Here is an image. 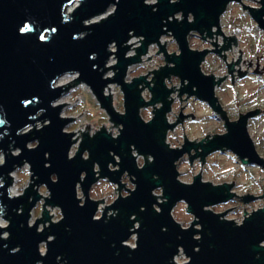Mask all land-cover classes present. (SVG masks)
I'll return each mask as SVG.
<instances>
[{"label":"water","instance_id":"1","mask_svg":"<svg viewBox=\"0 0 264 264\" xmlns=\"http://www.w3.org/2000/svg\"><path fill=\"white\" fill-rule=\"evenodd\" d=\"M145 1L0 0V155L4 154V163H0V218L9 221L7 227L0 226V264H179L175 256L180 249L188 257L183 264H264V206L250 215L245 209L243 223L237 224L225 218L233 208L223 212L211 209L236 199L235 182L214 184L199 173L187 183L180 179L178 169V162L186 155L192 164L197 158L204 164L207 156L217 151H231L242 163L264 169V157L249 132V121L264 110H250L240 113L236 120L229 119L216 93L227 76L217 78L203 71L210 54L217 53L226 61L222 50L232 48L231 41L237 46L236 36H225L221 27L229 5L241 4L264 30V0L259 1V8L248 6L244 0ZM74 3L77 5L69 13ZM112 7L113 13L94 21ZM178 13L182 20L175 17ZM167 31L174 36L179 54L168 53L167 41L161 44L160 38ZM193 32L204 39L216 37L212 42L216 49H193L189 41ZM214 33L224 37L220 49ZM132 36L144 39L139 40L141 46L133 48L137 54L126 57L136 43L126 44ZM113 43L117 45L115 52L110 50ZM152 43L160 46L157 53H164L166 65L149 71L153 72L151 81L147 74L126 82L129 65L141 62ZM239 52L235 63H227L233 83L234 65L242 60L243 52ZM113 53L118 62L106 67ZM108 70H117L114 79L104 77ZM238 72L243 77L248 70ZM66 74H78V83L92 89L114 126L121 125L116 137L104 126L93 136L90 125L85 132L79 130L82 142L72 158L69 153L79 136L74 140L76 133L65 129L75 118L62 116L63 106L69 103L55 104L72 86H55ZM172 76L180 79L181 88L167 86L166 79ZM112 82L123 90V114L115 110L112 94H104ZM145 87L152 94L149 101L142 96ZM176 90H180L181 100L188 95L206 102L222 116L227 131L200 140L185 135L181 147H171L167 142L169 130L188 116L195 118L181 110L175 123L168 122L174 100L170 97ZM148 107L154 110L146 121L141 110ZM38 121L45 122L41 128H36ZM30 127L33 129L28 130ZM33 142L37 145L30 147ZM12 150L20 152L13 155ZM134 151L144 156L142 166ZM86 152L88 158L84 157ZM25 163L31 165L33 182L23 195L12 196L11 173ZM125 174L135 186L131 190L122 181ZM103 178L119 186V195L105 206L100 218H95L99 203L105 201L92 198L91 189ZM39 185L48 188L50 197L43 198ZM78 186L85 197L83 202ZM123 187L129 190L125 196L121 195ZM159 190L161 195L155 193ZM42 198V217L30 225L31 211ZM241 198L248 204L264 195ZM180 201L194 217L188 227L173 214ZM45 205L61 208L60 222L51 223ZM109 210L115 213L108 215ZM46 222L50 225L45 228ZM41 223L43 231L38 230ZM4 232L9 233L7 238ZM134 233L137 243L131 247L126 242Z\"/></svg>","mask_w":264,"mask_h":264},{"label":"rangeland","instance_id":"2","mask_svg":"<svg viewBox=\"0 0 264 264\" xmlns=\"http://www.w3.org/2000/svg\"><path fill=\"white\" fill-rule=\"evenodd\" d=\"M246 4L248 6H259L257 2L252 0L246 1ZM221 25L223 26V31H225L227 35L235 34L240 37L239 48L235 47L224 53L227 55V62L217 53L210 54L204 64V70L207 73H216L217 75L224 77L227 76V80L217 89L216 93L227 112L228 118L236 120L240 116V113L242 114L254 109L264 110V30L259 29L251 15L238 2H232L229 5L226 13L222 16ZM191 45H193L192 47L198 48L206 44L201 40L199 41V38L195 39L193 37L191 38ZM169 47L171 49H177L175 45ZM155 49L154 51H156ZM239 50L243 52L242 61L246 62H241V71L248 70V72L245 76L239 77V72L235 70L234 74L236 75H234L233 83V77L228 73L229 68L227 63H232V61L234 62V60H238L239 55L241 54ZM163 63L164 57L161 55H155L154 58L146 62L145 65L137 67L133 72V75H140L142 72L155 69ZM237 66L238 65H234V67ZM257 71L262 75H258L256 73ZM173 80L175 85L179 86L181 84L180 80L176 77H174ZM63 81H72L71 83L69 82L72 86H70V89L66 92L65 96L62 97L64 98V101L69 103L63 106L62 116L75 118L71 123L72 126L67 128V130L77 133L79 130L85 131L86 126L90 125V133L95 132L93 129L101 128L102 126H106V128L112 132H118L120 126L114 127V124L110 122L108 115L100 107L91 90L83 84V82H76V78L73 76H66ZM175 97L176 100H178L176 102L177 106L174 107V113H172L174 121H176V117H179L181 110L184 115L192 113L195 115L194 119L193 116L186 117L183 120V123H181L176 130L171 132L170 140L175 146L183 144L185 135L191 140H200L207 137V135L214 136L227 131L222 116L214 112L206 102L195 98L191 99V103L189 104L186 103L188 99L186 100L184 97L182 100L184 106L183 108H180V98L177 95H175ZM142 115L145 119H149L152 116V110L146 108L142 110ZM43 125L44 123L42 124L40 122L39 124L38 122L36 128L42 127ZM31 129H33V127L28 130ZM249 132L259 153L264 157V111L260 112V114L249 121ZM79 137L81 136L79 135ZM36 145L37 142L29 144L30 147ZM77 147L78 145L73 147L72 153L77 150ZM19 152L20 150H12L13 155H17ZM116 159L119 160V157L116 156ZM0 163H4L3 153L0 155ZM138 163L139 165L142 164L143 159L138 158ZM111 168L115 169L118 168V166H111ZM28 169L29 166L26 165L11 173V176H14L17 181V183L14 184L13 189L11 187L12 194L21 196L25 193V189L30 186L31 173ZM97 169L99 170L98 165ZM178 169L180 171V179L187 183L192 182L194 176L199 173L203 174L204 180L210 181L214 184L235 182L234 191L239 198L233 199L225 204L211 207V209L216 212H223L233 208L229 210L228 214L225 216L227 219L234 221L242 220L245 215V209L246 212H253L255 209L264 206V198L257 199L248 204H245L241 198V196L246 194L256 196L264 195V169L257 165L242 163L231 151L213 152L207 156L204 164L201 159H195L192 164L188 155H186L178 162ZM122 181L123 183H126L125 187L130 190L135 187L127 174L124 175ZM125 187L121 190V195L124 196L129 193V190L125 189ZM78 191L79 197L84 199L80 188ZM38 192L42 196H49L48 188L45 185H39ZM157 194L161 195L162 192L159 190L157 191ZM117 195H119L118 187L108 179H100L93 185L91 189L92 198L97 201L102 199L105 201L104 203H99V212L97 213V216H101L105 206L110 205ZM44 201V199L40 200L31 211L32 218L30 219V223L32 222V225L41 218ZM160 201H162V199ZM53 211L54 209H51L50 212L53 214ZM56 212L58 213V209ZM110 212L112 211H108V214H112L114 211L112 213ZM173 214L184 227H188L194 218L192 214L187 211V205L184 201L175 204ZM0 225L8 226V221L2 219L0 220ZM40 228H43V224L40 225ZM3 235L8 236L6 232H4ZM135 243V239L129 241L130 246L135 245ZM42 251H44V253L46 252L45 244L41 245V252ZM187 260L188 257L183 251H181L179 256L175 257V261L179 264L186 263Z\"/></svg>","mask_w":264,"mask_h":264},{"label":"built area","instance_id":"3","mask_svg":"<svg viewBox=\"0 0 264 264\" xmlns=\"http://www.w3.org/2000/svg\"><path fill=\"white\" fill-rule=\"evenodd\" d=\"M246 1H249V0H244V2H245V4H246ZM252 1H254V2H257L258 4H259V6H257V5H250V6H252V7H254V8H259L260 7V0H252ZM147 4H155V3H157L158 2V0H146L145 1ZM115 11V7H112L111 9H109L108 10V12L106 13V14H104V15H102V16H100V17H98L97 19H94V21H96V20H100L101 18H104V17H107V16H109L111 13H113ZM175 17L176 18H179V20H182V14L181 13H178V14H176L175 15ZM173 18L171 17L170 18V20H172ZM193 19H192V17H190V21H192ZM221 27H222V31H223V26L221 25ZM213 31H217V28H213ZM224 32V35L225 36H227V37H230V36H233V35H235V34H230V35H227V33L225 32V31H223ZM133 33L134 32H131L130 33V35H133ZM167 33L168 34H164L163 36H161V38H160V42H161V44L162 45H164L165 44V41H167L166 42V48H167V51H168V53L169 54H172V53H174L175 51H176V53L175 54H179L180 53V49H179V47H178V44H177V42H176V40H175V38H174V36L173 35H169V34H172L170 31H167ZM213 36H217V38H218V40H217V43L219 44V46H217V48L218 49H220L222 46H223V44H224V37H223V35H221V34H215L214 33V35ZM236 36V38H237V46L234 44V41H231V47L232 48H229L228 50H222V52H221V54H224L225 52H227V51H230V50H232L233 48H235V47H238L239 48V42H240V37L239 36H237V35H235ZM195 38V39H198L199 38V41L201 40V41H203L206 45H203L202 47H198V48H195V47H192L193 45H191V47L193 48V49H196V50H203V49H209V50H214V49H216V46L212 43L213 41L214 42H216V37H213V38H209V36H207L206 37V39H204L202 36H200V35H198V34H196V33H191L190 35H189V41H190V44H191V38ZM144 39V37H142V36H132V37H130V39H129V41L126 43V44H131V43H134V42H136L135 44H133L132 46H130V49L127 51V53H126V57H131V56H134V55H136L137 54V52H136V49H133V48H135V47H138V46H141L142 45V41H139V40H143ZM138 41V42H137ZM171 45H175V47L177 48V49H175V48H173V49H171L169 46H171ZM155 47H156V49H155ZM154 49L156 50V51H154ZM110 50L111 51H113V52H115V51H117V45H116V43H113V44H111V46H110ZM160 50V46L158 45V43H152V44H150L149 45V48H148V52L145 54V55H143V56H141V62H139V63H135V64H132V65H129V67H128V70H127V74H126V77H125V81L126 82H128V83H130V82H132L133 81V78H135V77H138V76H141V75H147V74H149V71H153V70H159L160 69V66L161 67H163V66H165L166 65V61H165V56H164V53H157L158 51ZM153 52H154V54H153ZM157 53V54H156ZM157 56V55H161V56H163L164 57V63L163 64H161V65H159L157 68H155V69H151V70H149V71H145V72H142V74H140V75H137V76H134L133 75V72L136 70V68L137 67H141V66H143V65H145V63L146 62H148V61H150L151 59H149L151 56H152V59L154 58V56ZM241 55V54H240ZM239 55V56H240ZM242 55H243V53H242ZM115 56H117V54H115V53H113L111 56H110V58L108 59V62H107V64H106V67H109V66H112V65H115V64H117V62H118V58L117 57H115ZM221 56V55H220ZM227 56V55H226ZM222 57V56H221ZM149 59V60H148ZM207 59H208V57L206 58V60H205V62L203 63V71H204V73H206V74H213V75H215L217 78H222V77H224V76H220V75H217L216 73H207L205 70H204V64L206 63V61H207ZM239 59V58H238ZM237 60H234V62L233 63H235ZM241 62L242 63H246L245 61H240L239 62V65L238 64H235V66L236 65H238L237 67H234V69L235 70H239V68L241 67ZM237 68V69H236ZM240 70H242L241 68H240ZM115 72L117 73V70H115ZM115 72L113 71V70H108V71H106V73H105V78H107V77H109V78H111V79H114V75H115ZM231 74V76H232V73H230ZM233 74H234V71H233ZM66 76H73L74 78H76V79H78L79 78V75L78 74H66L65 75V77ZM64 77V76H63ZM174 77H176V76H172L171 77V79L169 80V79H166V82H167V86L169 87V88H172V87H174V86H176V87H174V89H179V88H181V85L182 84H180L179 86H177V85H175L174 84ZM152 78H153V72H151L149 75H148V80L149 81H151L152 80ZM177 78V77H176ZM177 79H179V78H177ZM75 80V79H74ZM180 80V79H179ZM226 80H227V78H226ZM225 80V81H226ZM224 81V82H225ZM70 83L72 82V81H69ZM76 82H78V80H76ZM224 82L222 83V85L224 84ZM66 84V85H68V86H70L71 84ZM180 83H181V81H180ZM83 84H85L90 90H91V92L93 93V96L95 97V99H96V101L99 103V101H98V99H97V97H96V95L94 94V92L92 91V89L86 84V83H84L83 82ZM221 85V86H222ZM221 86H219V87H217V89L218 88H220ZM109 87H110V89H109ZM69 89H70V87H69ZM112 94V99H113V105H114V108H115V110L118 112V113H120V114H123L124 112H125V103H124V94H123V90L121 89V86L117 83V82H112V83H109L108 84V86H106L105 87V89H104V94L105 95H109V94ZM180 93V90H176L175 92H173L172 94H171V99L173 98L174 100H173V104H172V110L167 114V120H168V122L169 123H175L176 121H177V119H178V117H176V121H174V119L172 118V113H174V107L175 106H177L176 105V102H177V100H176V97H175V95H177L178 96V94ZM142 96L144 97V99L146 100V101H149L150 99H151V96H152V94H151V92H150V90H149V88L148 87H145V89L142 91ZM179 98H180V96H178ZM184 97L186 98V99H188V101L186 102V103H191V99H195L194 97H188V95H183V97H182V99H184ZM188 97V98H187ZM117 103H119V104H117ZM179 104H180V108L181 107H183L184 106V103H183V101L181 100V98L179 99ZM99 105H100V103H99ZM120 106V107H119ZM162 106V104H157V107L159 108V107H161ZM101 107V106H100ZM120 108V109H119ZM148 108H150L151 110H152V116H151V118L153 117V110H154V107H148ZM144 109H146V108H142V110H144ZM104 110V109H103ZM142 110H141V114H142ZM105 111V110H104ZM106 112V111H105ZM180 112V111H179ZM107 114V113H106ZM108 115V114H107ZM143 116V115H142ZM180 116V115H179ZM67 117V116H66ZM144 118V117H143ZM151 118H149V119H145L146 121H148V120H150ZM108 119L110 120V117H109V115H108ZM73 121V120H72ZM110 122L111 123H113L114 124V122H112L111 120H110ZM72 123V122H71ZM71 123L66 127V129L65 130H67V128H69L70 126H72L71 125ZM182 122H179L178 124H177V126L174 128V129H172V130H169V132H168V136H167V142L170 144V146L171 147H173V148H177V147H181L182 145H180V146H175L172 142H171V140H170V134H171V132L173 131V130H176L177 128H178V126L181 124ZM37 125V124H36ZM118 126H120L119 128H121V125H118ZM105 128H106V126H104ZM115 127V126H114ZM38 128H41V127H38ZM101 128H97V129H93V130H95V132H93V133H90L89 132V134L91 135V136H93L94 134H96L97 133V131H99ZM107 129V128H106ZM108 130V129H107ZM109 132H111V134L114 136V137H116V136H118L119 135V133H120V129L118 130V132H115V131H110V130H108ZM67 132H73V131H70V130H67ZM82 132H85L84 130H82ZM74 133H76V132H74ZM79 135H81V132H78L77 131V133L75 134V136L73 137V139L75 140ZM82 142V137H79L78 139H77V141L76 142H74V144L72 145V147H71V150H70V157L72 158V157H74L75 156V154H76V152L78 151V148H79V146H80V143ZM76 145H78V147H77V150L74 152V153H72V149H73V147L74 146H76ZM134 154H135V156H137V162H138V158H142L143 159V163L142 164H140V166H142L144 163H145V158H144V156H142V155H138L137 154V152L136 151H134ZM84 157L85 158H88V153L86 152L85 154H84ZM149 160H153V158H152V156H149ZM139 164V163H138ZM26 165H28L29 166V172L31 173V177H32V171H30L31 170V165L29 164V163H25V164H23L22 166H17L16 167V170L17 169H19V168H21V167H23V166H26ZM111 166H113V165H111ZM15 170V171H16ZM95 170L96 171H98V169H97V165L95 166ZM12 175V174H11ZM13 177V176H12ZM33 181L31 180V183H32ZM116 185V184H115ZM117 187H119L118 185H116ZM11 187V186H10ZM28 188V187H27ZM26 188V189H27ZM36 189H37V186L35 187ZM80 188V186H78V189ZM26 189H25V191H26ZM24 191V192H25ZM83 193V192H82ZM156 194H157V191L155 192ZM10 194L12 195V196H18V195H15V194H12L11 193V188H10ZM49 195H50V192H49ZM78 196H79V191H78ZM84 196V195H83ZM118 196V195H117ZM48 197H50V196H43V198H48ZM42 198V199H43ZM81 198V197H80ZM41 199V200H42ZM84 199H85V197H84ZM84 199H82V202L84 201ZM161 200V199H160ZM43 204H45V201H44V203ZM42 208H43V205H42ZM45 209L47 210V211H49V214H50V216H52L51 217V223H58V222H60L61 221V219L63 218V214L61 213V208L60 207H58V206H54L53 208H51V206H47V205H45ZM51 209H54V211H53V214L50 212L51 211ZM58 209V213L56 212V210ZM109 211H112L113 212V210H109ZM19 212H22V209H20V211ZM99 212V208H98V210H97V213ZM103 212V211H102ZM112 212H110V213H112ZM97 213H96V216H95V218H100L101 216H102V213H101V216H97ZM115 213V212H114ZM249 213V215L252 213V212H248ZM42 214H43V211H42ZM108 214V213H107ZM108 215H110V214H108ZM42 217V216H41ZM32 218V217H31ZM244 218H245V215H244V217H243V219L242 220H238V221H235L237 224H241V223H243V221H244ZM2 219H4L3 217H1L0 218V220H2ZM6 220V219H5ZM8 221V220H7ZM31 221V220H30ZM42 224V223H41ZM40 224V225H41ZM8 225H9V221H8ZM30 225H32V222L30 223ZM40 225H39V231H43L44 230V227L43 228H40ZM50 225V223L49 222H46L45 223V228L46 227H48ZM1 227H7V225L6 226H3V225H0ZM139 226V222H137L136 224H135V227L137 228ZM8 235H9V233L8 232H6ZM3 237H8V236H5V235H3ZM52 239L53 237L51 236V237H49V239ZM131 239H135V242L137 243V234L136 233H134L133 235H132V237L126 242L128 245H130L129 244V241L131 240ZM136 243H135V245H131V247H135L136 246ZM42 244H45V246H46V242H43ZM41 244V245H42ZM181 251H183L182 249H180V252H179V254L178 255H176L175 257H177V256H179L180 255V253H181ZM43 253H44V251H42ZM188 261V260H187ZM186 262V261H185Z\"/></svg>","mask_w":264,"mask_h":264},{"label":"bare ground","instance_id":"4","mask_svg":"<svg viewBox=\"0 0 264 264\" xmlns=\"http://www.w3.org/2000/svg\"><path fill=\"white\" fill-rule=\"evenodd\" d=\"M76 5H77V3H74L72 6H70L69 7V13L70 12H72V10H73V8L74 7H76ZM111 9V8H110ZM65 76V75H64ZM66 78V77H65ZM65 78L63 77V76H61L59 79H57V81L55 82V86H64V85H66V84H69V82L68 81H63V80H65ZM64 98H61V99H59L58 101H56L55 103L57 104V105H59V104H63V103H65L66 101H64L63 100ZM39 122V124H40V121H38ZM43 123H45V122H43ZM38 124V123H37ZM30 128H32V127H30ZM82 131V130H81ZM13 178V183H12V185H11V187H12V189H13V187H14V184H16L17 183V181L15 180V177L13 176L12 177ZM10 187V188H11ZM13 193V192H12Z\"/></svg>","mask_w":264,"mask_h":264},{"label":"flooded vegetation","instance_id":"5","mask_svg":"<svg viewBox=\"0 0 264 264\" xmlns=\"http://www.w3.org/2000/svg\"><path fill=\"white\" fill-rule=\"evenodd\" d=\"M259 27V26H258ZM260 29V28H259ZM185 119V118H184ZM197 159H200V158H197ZM124 178V177H123ZM239 197H236V199H238Z\"/></svg>","mask_w":264,"mask_h":264}]
</instances>
